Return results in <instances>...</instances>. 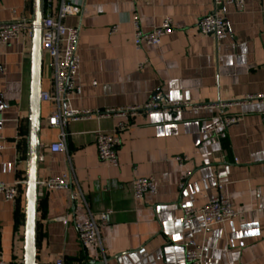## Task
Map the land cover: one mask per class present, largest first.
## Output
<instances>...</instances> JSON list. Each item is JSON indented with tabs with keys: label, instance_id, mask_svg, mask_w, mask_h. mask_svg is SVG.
Listing matches in <instances>:
<instances>
[{
	"label": "crops",
	"instance_id": "0c3cea01",
	"mask_svg": "<svg viewBox=\"0 0 264 264\" xmlns=\"http://www.w3.org/2000/svg\"><path fill=\"white\" fill-rule=\"evenodd\" d=\"M213 11V0H87L80 16L64 20L80 28V90L71 98L73 109L143 107L155 94L190 106L70 122L67 151L53 152L60 130L48 121L56 104L42 103L38 264H186L189 241L203 248L205 264H264V100L229 109L241 121L220 137L205 134L220 112L193 108L264 95V0L221 8L230 34L218 42L198 29ZM135 16L144 31L169 16L174 32L159 46L137 50ZM31 18L32 0H0V23L27 24L18 38L0 46V182L7 185L26 183ZM52 75L45 56L43 90L53 93ZM120 123L126 129L116 132ZM99 131L120 137L118 167L99 159ZM178 157L187 158L184 166ZM66 172L69 190L44 186ZM147 177L159 182L158 193L137 199L134 182ZM18 188L17 201L0 194V256L8 264H23L25 184ZM219 193L231 201L235 218L208 230L202 217L185 218L184 207H202ZM106 212L112 214L99 226L100 243L82 247L78 225Z\"/></svg>",
	"mask_w": 264,
	"mask_h": 264
},
{
	"label": "built area",
	"instance_id": "2783aa9c",
	"mask_svg": "<svg viewBox=\"0 0 264 264\" xmlns=\"http://www.w3.org/2000/svg\"><path fill=\"white\" fill-rule=\"evenodd\" d=\"M87 0H46L45 17L43 23L42 48L45 56L51 60L53 69L52 86L53 93L43 90L41 93L42 103L53 102L56 108L51 112L49 117V126L60 130V140L50 146L53 152L67 151V127L70 122L90 120L92 118L103 117H129L136 116L139 113L148 114H168L176 113L183 107L190 106L187 102H170L160 98L155 94L151 100L143 107L132 106L125 109L109 110H75L71 106V98L76 94L80 87L77 85V77L81 68V59L78 54V42L80 38L79 27H67L64 20L67 17L80 16L84 4ZM253 0H213L214 11L209 15L201 18L198 22L199 32L206 36H211L214 40L221 41L228 38L230 27L226 17L221 13V8L225 6L241 7L246 2ZM135 29L134 46L140 50L143 46H159L163 39L174 32L173 19L165 17L160 26L150 31H144L140 27L139 19L135 16L132 19ZM30 24V22H29ZM26 21H17L10 23H0V46L7 45L11 40L18 38L20 32L26 28ZM31 25V24H30ZM117 28H114V31ZM32 35V26H31ZM146 64L142 63L140 66ZM253 100H264V95L248 96L242 100L223 102L216 104L197 105L194 109H215L220 112L213 123L205 130V134H212L216 137L221 136V132L241 121L239 114H229L228 110L232 107L242 106ZM264 123V114H263ZM126 126L122 123L117 125V131H123ZM121 140L117 133H107L99 131L96 133V146L99 159L111 167L119 166L118 148ZM4 150L3 137L0 135V151ZM177 161L181 166L187 162V158L178 157ZM190 174L181 178L179 185L180 190L186 186V181ZM25 182H17L13 185H7L0 182V194L7 200L17 201L19 197V186ZM44 186L49 190L65 189L69 190L72 186L70 172H66L62 177L52 178L44 182ZM219 191L222 186H218ZM159 190V182L153 177L141 178L134 182L133 191L137 199L143 198L146 194L156 195ZM183 214L185 218L192 219L202 217L204 228L225 224L235 218L238 213L228 197L219 193L202 207H184ZM111 212L94 216L90 214L89 218L78 225L79 241L84 248L94 247L100 243L99 226L101 223H109ZM62 220L66 223L65 218ZM241 247L244 243L240 244ZM145 248L139 250L143 255ZM186 264H205L203 248H199L194 241H189L186 245L185 254ZM0 264L6 263L0 256ZM55 264H65L63 260H58Z\"/></svg>",
	"mask_w": 264,
	"mask_h": 264
},
{
	"label": "water",
	"instance_id": "95a60500",
	"mask_svg": "<svg viewBox=\"0 0 264 264\" xmlns=\"http://www.w3.org/2000/svg\"><path fill=\"white\" fill-rule=\"evenodd\" d=\"M46 0H32L31 82L28 118V150L25 184V227L23 264L37 263L39 164L41 155L40 132L44 51L42 48Z\"/></svg>",
	"mask_w": 264,
	"mask_h": 264
}]
</instances>
